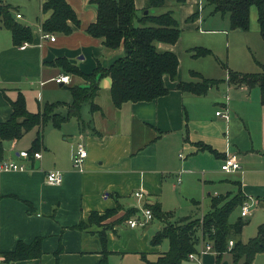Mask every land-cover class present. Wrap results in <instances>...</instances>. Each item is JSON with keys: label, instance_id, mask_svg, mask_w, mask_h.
<instances>
[{"label": "crops", "instance_id": "1", "mask_svg": "<svg viewBox=\"0 0 264 264\" xmlns=\"http://www.w3.org/2000/svg\"><path fill=\"white\" fill-rule=\"evenodd\" d=\"M67 1L77 11L81 25H72L74 30L71 34L54 33V41L42 37L41 23L47 15L42 13L41 5V16L36 18L38 29L34 31L33 43L27 47L15 44L11 31L0 26V122L10 118L13 111L11 100L16 99L19 92L25 95L30 111L39 110L31 102L34 97L36 99L34 91L37 90L42 94L41 99H36L40 108L48 102L64 101L53 100L52 93L48 92L50 82L58 87L66 84L54 80L65 73L49 64L53 59L68 57L83 72L90 73L98 60L104 67H109L123 56L122 47L107 50L101 38L87 32L88 25L96 21L98 14V6L93 0ZM135 1L138 9L143 7L144 0ZM186 2L189 3L186 14L190 17L200 3L198 0ZM178 42L159 43V47L175 51L180 58ZM182 75L184 72L182 74L179 68L177 80L166 76L169 93L153 101L129 102L120 108L114 104L104 108L99 103L102 112L93 115L88 110L87 119L82 114V123L75 118L80 126L70 134L73 142L68 139L67 130L58 129V134L51 135L53 137H45L44 131L45 140L43 138L40 149L42 158L19 155L20 151L30 149L38 131L27 140L30 145L26 147L19 146L20 139L3 141L0 163L8 160L25 164L28 168L0 169V252L14 249L20 240L30 243L41 237L43 253L38 258L11 262L0 256V264H149L148 260H157L169 249L168 239L167 244L165 240L159 245L151 243V238L164 227L165 222L153 217L144 225L131 227L128 220L135 216L142 218L141 210L146 204L160 202L164 211L172 210L165 197L171 188L177 189V185L183 183L186 169L174 167L175 163L187 158L182 149L198 153V142L215 146L218 138V134L214 135L215 130L199 131L192 128V123L200 124L203 129L214 123L207 111L219 103L225 107V111H221H228L230 115L228 127L243 118L231 110L227 98L179 89L177 84L183 80ZM71 79L72 83H77L76 77ZM79 82L85 85L83 81ZM99 83L101 94L97 101L102 102V97L104 99L110 93L112 79L110 76H105V80L101 77ZM62 109L67 111L68 106ZM217 111L219 109L214 115L225 118ZM115 121L117 129L103 130L108 123L114 124ZM208 132L209 135L205 134ZM206 135L210 138L207 139ZM195 136L200 137L196 139ZM82 142L88 149V155L81 169L74 166L73 157ZM238 150L241 148L237 143H227L225 149L219 151L222 163L227 155L237 154ZM250 153L240 156L241 165L242 157L245 159ZM246 162L249 163L248 170L264 173L263 161L249 159ZM53 169L64 172L63 182L59 185L47 180V171ZM239 181L247 199H253L264 212V176L250 181L245 179V183ZM137 191H142L143 197H138ZM209 194L212 197V193ZM117 206L119 209L106 219L78 227L92 212L104 215L108 209ZM132 208H138V212L127 220L119 221ZM189 259L184 264H236L230 252L218 257L213 250Z\"/></svg>", "mask_w": 264, "mask_h": 264}, {"label": "trees", "instance_id": "2", "mask_svg": "<svg viewBox=\"0 0 264 264\" xmlns=\"http://www.w3.org/2000/svg\"><path fill=\"white\" fill-rule=\"evenodd\" d=\"M98 6L96 21L90 23L87 32L96 38H101L105 49L117 50L123 48L124 54L116 59L109 67H104L100 60L90 72H83L68 57H57L49 62L50 65L59 67L71 77H81L85 85L73 83L70 85L72 102L56 101L45 103L38 111H30L27 107L26 97L22 92L16 99L11 100L12 114L8 120L0 122V156L3 154L4 140H19L24 134L39 127L37 135L29 151L41 149L44 138V126L52 121L54 126L62 125L72 118H77L82 123V107L90 105L92 114L102 112V107L97 101L101 94L99 80L103 76H110L112 85L110 97L113 104L120 108L125 103L140 101H153L169 93L166 85V76L177 80L180 58L171 49H161L159 43L175 44L181 37L182 29L173 10L159 14L148 11L154 7L167 5V0H145L144 10L147 13L139 16L135 0H93ZM185 3L186 0H176ZM214 5V12L230 15L232 29L249 30L251 8L256 6L258 22L262 38L264 39V0H209ZM41 11L47 15L41 23L45 33L71 34L73 26L81 25V20L75 8L67 0H42ZM197 11L188 18L193 20ZM0 26L8 28L17 45L24 42L33 43L35 34L29 25L19 22L13 16L9 4H0ZM193 57H206L211 49L198 46L190 49ZM199 79L196 81H179L178 88L184 92L198 95L207 94L210 88L218 85L220 79L206 77L200 72H193ZM228 81L233 85H246L248 88L260 87L264 100V70L259 73H239L229 70ZM68 106L64 114L61 108ZM200 149H210L217 153L209 144L198 142ZM217 155H222L217 153ZM32 157V156H31ZM238 186V194L230 199L226 194L211 197V210L202 217L186 216L179 221L172 222L170 211H164L160 202L146 204L155 218L165 222L164 227L152 238L153 245H159L164 240H169V249L163 252L157 260L149 264H184L189 255L198 252L201 241L211 243L213 251L221 257L230 252L233 263L242 261V264H253L258 253L264 252V222L258 226V232L247 241L242 234L248 223L243 216L231 215L247 198L241 188L239 180L232 181ZM119 206L108 209L104 215L92 212L89 218L81 221L78 227H86L93 222L106 219ZM138 212L132 208L120 218L127 220ZM171 221V222H170ZM234 240V245L229 248V241ZM42 238L37 237L32 242L18 241L15 248L1 251L0 256L6 262L38 258L42 255ZM104 260V259H103ZM99 264H103L100 262Z\"/></svg>", "mask_w": 264, "mask_h": 264}, {"label": "rangeland", "instance_id": "3", "mask_svg": "<svg viewBox=\"0 0 264 264\" xmlns=\"http://www.w3.org/2000/svg\"><path fill=\"white\" fill-rule=\"evenodd\" d=\"M198 1L200 4L196 5L194 10L198 13H196L193 20H188L189 16L186 14L189 5L188 2L181 4L176 0H167V5L154 7L148 11L152 14H159L168 10L174 11L182 29L181 37L178 40L179 50H181L179 53V68H181L182 74L184 72V76H186V78H184L182 75V79L186 81L198 80L199 78L195 76L193 73L194 71L200 72L206 77L220 79L221 81L219 84L212 86L208 94L227 98L231 110L238 112L241 117H243L240 121L232 123L231 127H228L230 119L228 120L214 115L217 109L225 111L224 105L219 103L214 108L207 111L210 118H213L214 123H210V125H207L204 129L200 124L192 123V128H196L199 131L215 130L214 135L218 134V138L216 137L215 146L212 147L217 153L225 149L227 143H237V146L241 148V150H238L239 154L237 153L239 159L240 156L249 153V151L251 153L248 154L245 159L242 157L240 169L226 172L221 169V157L212 150L199 148L200 151L194 153L188 148H183L182 153H184L187 158L182 162L179 159L180 162L174 165V167H177L179 170L186 169L183 183L177 185V189L171 188L165 197L168 207L172 209L170 212L173 214L172 220L174 222L186 216L195 218L202 217L206 212L211 210L210 192L212 196L214 194H226L228 195V199L236 196L239 192L238 186L234 185L232 182L230 183V181L241 180L245 183V179L250 181L256 177L264 176V173L248 170L247 164L249 163L246 162L249 159H259L263 161L264 165V100L261 89L258 86L248 88L246 86L233 85L228 81L229 70L239 73H259L264 70V39L260 33L257 8L256 6L251 8L249 30H238L231 28L229 20L230 15L228 13L221 14L220 12H213L214 5L211 4L209 0ZM41 2L42 0H0V4H9L11 6L14 17H16L17 11L21 12L23 17L16 19L23 24L29 25L33 31L38 29V21L36 18L41 16ZM144 6L145 0L143 7L137 8L139 16L146 13L147 9L144 10ZM198 46L207 47L211 49L213 53L206 57H193L189 48ZM102 79L105 80V76L102 77ZM76 80L77 83H81L79 81H83V78L78 76ZM71 84L73 83L71 82L65 84L63 87H58L59 85L55 86L50 82L48 92L52 93L53 100H64L70 103L73 99L70 91ZM38 92L39 90L34 91L37 95L36 99L37 97L41 99L42 94ZM106 98L104 97L103 99L102 97L101 100L103 101L99 102L104 108L108 104H113L110 99V93ZM36 99L34 97L31 102L32 106L36 107L38 110L40 106ZM88 110H90V105L84 104L82 107L84 119H87L86 115ZM34 111L36 112V110ZM62 112L65 114L67 111L62 109ZM78 122L77 119L72 118L64 123L61 128H57L50 120L44 126L45 137L47 135L48 137H53L55 134H58V129H64L68 131L67 134L70 142H73L74 138H72L73 136H70V134L79 128L80 123ZM117 127V122L115 121L114 124L108 123L103 130L117 129ZM38 130L39 127L24 134L20 139L19 146L26 147L30 145L27 144V140L31 136L36 135ZM205 134L209 135L210 132ZM234 134L235 136L232 137ZM207 135V139L210 138V136ZM195 137L199 139L198 137L200 136ZM252 148H254V150H252ZM256 173L258 174L256 175ZM195 200L198 202L195 203ZM247 201L251 207V213L244 217V219L248 221L244 227L243 233V240L245 241L255 236L258 232V226L264 222L262 206L257 205L251 198H246L244 202ZM166 202L164 201V205ZM240 211L241 209L238 208L231 215V219L240 215ZM167 243L168 241L165 240V244ZM202 243H204V241H201V244ZM230 247L232 246L229 244V248ZM192 263L193 262H190V264ZM236 264H242V261ZM254 264H264V252L257 254Z\"/></svg>", "mask_w": 264, "mask_h": 264}, {"label": "built area", "instance_id": "4", "mask_svg": "<svg viewBox=\"0 0 264 264\" xmlns=\"http://www.w3.org/2000/svg\"><path fill=\"white\" fill-rule=\"evenodd\" d=\"M17 17L21 18L22 14L20 12H18ZM42 37L43 38H49L52 41H54L56 39V35L54 33H45L44 32ZM28 45H30V43L24 42L21 45V48H25ZM54 80L56 81V83L69 84L72 82L71 76L69 74H61V75L55 77ZM217 114L222 115L226 119H229L228 111L222 112L219 110V111H217ZM19 155L22 157H25V158H30L32 156L33 158L38 159V158H42V150L35 151L32 153V155H31L29 150H22V151H20ZM87 155H88V149L86 148L84 143H79L77 146V151L73 157L74 166L82 169L83 163H84ZM27 168L28 167L25 164H20V163L8 161V160H4L0 163V169L1 170H26ZM221 168H222V170H224L226 172H231V171L240 169L241 168V161H240L238 155L237 154L227 155L226 158L223 160ZM46 176H47V180L49 183L54 184V185H59L63 182L64 172L61 170L53 169V170L47 171ZM136 195L138 197H143V192L137 191ZM141 212L143 214L142 218L135 216V217L130 218L128 220L129 225L131 227H136L138 225H144L146 222L150 221L154 217L152 210L148 207H142ZM250 213H251V207H250L248 201L244 202L241 206V215L243 217H245V216H248ZM229 244H230V246H233L234 240H230ZM201 245H202V247L200 248V250H198V252H194V253H191L189 255L190 259H195L199 255L213 250L211 243H205V244L202 243Z\"/></svg>", "mask_w": 264, "mask_h": 264}, {"label": "water", "instance_id": "5", "mask_svg": "<svg viewBox=\"0 0 264 264\" xmlns=\"http://www.w3.org/2000/svg\"><path fill=\"white\" fill-rule=\"evenodd\" d=\"M146 13H147V11H146Z\"/></svg>", "mask_w": 264, "mask_h": 264}]
</instances>
